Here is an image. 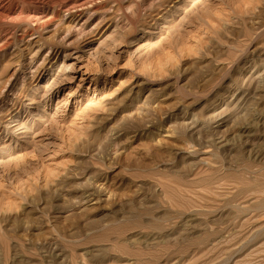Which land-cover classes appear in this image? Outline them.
<instances>
[{
    "label": "rangeland",
    "instance_id": "374dc122",
    "mask_svg": "<svg viewBox=\"0 0 264 264\" xmlns=\"http://www.w3.org/2000/svg\"><path fill=\"white\" fill-rule=\"evenodd\" d=\"M10 8L0 264H264V0Z\"/></svg>",
    "mask_w": 264,
    "mask_h": 264
},
{
    "label": "bare ground",
    "instance_id": "6f19581e",
    "mask_svg": "<svg viewBox=\"0 0 264 264\" xmlns=\"http://www.w3.org/2000/svg\"><path fill=\"white\" fill-rule=\"evenodd\" d=\"M11 3H12V0H0V17L9 16L10 14L13 13V11L10 8L11 7ZM67 67L68 66H66L65 68L67 69ZM67 95L65 97H67ZM16 130H18V129H16ZM15 131H12V132L14 133Z\"/></svg>",
    "mask_w": 264,
    "mask_h": 264
}]
</instances>
